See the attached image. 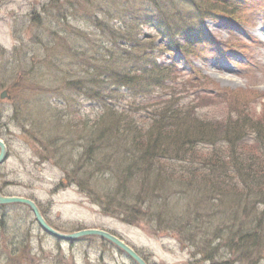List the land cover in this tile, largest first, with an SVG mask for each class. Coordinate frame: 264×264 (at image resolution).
Instances as JSON below:
<instances>
[{
    "label": "rangeland",
    "instance_id": "obj_1",
    "mask_svg": "<svg viewBox=\"0 0 264 264\" xmlns=\"http://www.w3.org/2000/svg\"><path fill=\"white\" fill-rule=\"evenodd\" d=\"M77 1L81 2L80 0H0V47L6 51L17 46L27 51L23 71H19L17 77L11 78L7 86L0 85V94L3 90L8 92V99L0 98L2 114L0 120L4 125L0 129V139L7 148L6 158L0 165V191L4 195L22 196L33 200L48 224L62 233L83 228L106 230L132 247L148 264H207L203 260L205 257L197 253V248L185 242L182 238L183 229L177 227V224H171L169 231H165L166 228L157 230L151 226V224L155 225V222L146 225L144 220H139V223L131 225L126 223L120 215L101 213L96 206L98 201L92 196L91 188L106 190L108 184L113 181V177H110L111 173L104 172L105 177L102 181L107 182L104 183L90 176V173H86L87 171L83 172L82 165L76 172L72 169V164L65 165L69 162L68 160L61 158L60 152L66 150L71 152L70 155L73 158L78 159L82 155L80 154L83 148L82 141H76L75 144L62 142L53 150L50 145L46 146L45 140L42 143L39 141V133L32 135L30 126H27L22 118L19 123L26 128L21 130L18 126L20 124L13 116L14 104L21 107V111L25 113L26 108L21 106L22 103L32 105L36 99L43 96L53 105L63 106L68 112L75 109L82 115L89 114L91 117L95 115L97 107L93 100L84 97L78 90L66 88L60 80L61 77H68L71 72L76 78L84 76V73L80 67L82 61L78 58L67 60L61 69L56 67L57 61L54 60V56L61 54L60 37L57 32L65 29L68 35L62 36L68 38L69 46L72 47L76 43V47L80 50L92 48L88 46L90 43L88 39L96 40L100 45L106 44L109 40L106 41L103 37L105 34H102L101 29L95 25L94 19L98 17L104 22L114 24L117 11L127 14L122 8L127 0H95L100 3L98 9L90 3L85 6L82 3L78 4ZM259 1H263L262 7ZM240 4L242 5L239 16L241 22L239 20L224 21L221 15L215 21L205 19L200 24L203 33L206 32L213 38L209 37L206 42L196 41L194 51L190 55L172 52V56H178L173 64L167 59L168 54L165 53L159 57L160 60L169 62L175 67L170 75V82L174 87L171 83L167 86L173 89L174 94L171 98L166 95L160 96L153 100L159 105L154 108L149 107L147 110L142 107L144 105L141 101L138 102L139 106L133 107L127 105L130 104L128 101L133 99L139 101L141 97L138 93H142V90L129 88L128 90L120 89L112 101L117 108L127 105L128 113L134 115L130 117H135L136 114L145 117L147 112L160 110L164 99L170 98L172 105L173 99L176 98L180 108L185 105L182 108L185 119L177 120L176 125V134L181 140L190 141L196 134L195 131L201 130L207 133V130H212L214 126H219L221 129L223 126H226L224 129H228L231 124L238 126L234 134L214 135L213 137H217L214 147L208 144H193L190 148H185L187 152L184 150L182 152V147L177 142L171 141L169 155L173 157L172 159L167 158L163 161L155 160L153 157L155 160L153 163L149 156L143 158L141 164L145 165L149 162V170L141 173L144 182L148 181V175H152L154 168L163 170L167 174L162 178L161 183H156L157 186H155L163 194L152 196L145 187L147 193L142 198L145 203L151 205L152 210L144 214L147 220H153L157 218L155 210L163 202L162 208L168 209L175 202L183 205L189 202V198H194L191 188L199 181L192 176L193 174L196 176V172L207 173L209 164L212 162L209 160L207 167H204V163L196 159L197 155L202 158L212 155L216 159L220 158L224 165H231V162L234 164L237 161L241 173L229 167L223 172L224 175H221L219 170L215 174L211 173L209 184L213 178H216L221 181V184L218 183L219 187L225 189V195L220 197L221 201L218 200V196H214L212 190L206 192L203 189L201 197L209 205L219 204L218 211L223 210L226 215H231L232 212L241 215L238 221L246 222L255 214L260 215V220L263 219L260 227L257 226L259 222L254 220L257 247H253V250L251 246H246L248 249L245 250H253L250 251L252 253L250 260L254 262L253 264H264V203L258 201L244 208L246 202H242L244 211L241 213V207H236L238 202L235 204L232 202L237 194L240 196L238 200H241L251 193L253 185H250V181H253V176L263 169L256 164L259 163L258 157L261 159L264 156L261 154L264 150V135L260 136L259 143H254L259 134L254 127V121L264 118V0H244ZM56 5H62L63 9L58 11ZM154 13L157 11L154 10ZM65 15L67 21L66 24H62L65 25L64 28L56 20ZM35 19L40 21L43 19L42 24L35 23ZM197 25L199 24L196 21L191 23V27ZM141 30L145 33L151 31L146 24L141 27ZM48 60H53L50 66ZM37 64L41 67V70H38V72L42 71L41 74H38L37 70L34 71ZM43 65L44 68H42ZM18 78L21 85L16 88V92L12 93L8 86L13 81H18ZM46 78L49 79L47 83L49 87L46 88L51 89L49 91H45L43 87L38 89L37 83H32V81ZM39 84L43 85L44 82ZM130 94H133V99ZM130 110L134 112H129ZM192 115L198 116L202 121L192 119ZM235 117H241L242 120L237 122L233 119ZM144 120L142 121V138L145 137L148 124V121ZM36 121L37 127L41 125L38 117ZM173 126L174 124L171 128ZM162 127L166 128L167 124L163 123ZM180 127H186L188 131L184 132L180 130ZM263 131L264 129H261V132ZM59 136L65 135L59 134ZM151 138L155 139L154 136ZM153 139L150 141L152 142ZM162 140L163 137L157 139V141ZM42 146L48 150H42ZM122 152L114 159L112 166L126 165L121 161L125 157ZM157 153L159 155V152ZM138 160L137 158L136 162ZM261 164L264 166V162ZM65 169L73 170L78 174L77 180L80 181V185L69 178ZM112 171L114 173V170ZM242 176L248 179L245 184L242 182ZM129 179L135 180L134 177ZM123 180L126 181L124 183L126 187L134 182L129 183L126 177ZM125 186L121 191L134 196L135 192L129 188L127 191ZM131 188L138 190L139 187ZM196 195L198 196L197 193ZM122 197L123 195H117V199ZM222 214L217 213L216 217ZM164 218L165 216L161 215L159 219ZM198 226L196 224V227ZM200 226H204L202 221ZM222 239L218 248L223 254L228 251L227 245L232 244L228 243L226 238L222 237ZM212 241L216 245L217 241ZM236 241L237 238L234 242ZM8 243L19 246L13 264H137L113 243L98 236H82L70 242L58 241L40 229L27 206L15 203L0 206V264H11ZM21 246L25 250H20ZM245 250L239 251L240 254H243ZM258 250L260 252L255 256ZM229 258H233L237 264H246L240 263L238 257L234 255Z\"/></svg>",
    "mask_w": 264,
    "mask_h": 264
},
{
    "label": "trees",
    "instance_id": "obj_2",
    "mask_svg": "<svg viewBox=\"0 0 264 264\" xmlns=\"http://www.w3.org/2000/svg\"><path fill=\"white\" fill-rule=\"evenodd\" d=\"M80 1H77V3H82L85 6L90 3L96 9L100 5L95 0ZM241 2H244V0H241ZM241 2L239 0H127L126 5L122 6L127 14L117 11L114 24L104 22L98 17L94 19L95 25L101 29L102 34H105L103 37L109 42L100 45L98 41L88 39L90 41L88 46L92 48L87 50L78 49L75 45L76 43L70 47L68 38L62 36L68 35L65 29L64 31L60 30L61 32L59 33L55 31L61 42H59L61 54L54 56V60L57 61L56 67L61 69L67 60H76L78 58L82 61L80 62V67L84 73V76L81 75L76 78L71 72L68 77H61L60 80L66 88L78 90L84 97L92 99V102L97 107L95 115L92 117L89 114L82 115L81 112L75 111V109H71V112H68L63 106L53 105L44 96L36 99L32 105L22 103L21 106L26 108L25 113L21 111V107L18 105L14 104L12 106L13 116L17 123L20 124L19 121L22 118L27 123V126H30L32 135L39 133L40 140H38L41 143L45 140L46 146L50 145L53 150H55L56 145L62 142L75 144L76 141H82L83 148L80 153L82 155L78 159L73 158L70 155V151L64 150L62 153L60 152L61 158L69 161L65 165L72 164V169L76 170V172L79 166L82 165L83 172L87 171L86 173H90V176H94L98 181H102L105 177L104 172L109 171L111 173L110 177H113V181L108 184L106 190L91 188L92 196L97 198L96 206L101 213L112 216L120 215L126 223L131 225L139 223V220H144L146 225H148L147 223L155 222L158 227L152 224L151 226L157 230L166 228L165 231H169L171 224H177V227L183 229L182 238L189 246L192 245L197 248V253L205 257L203 260L207 264H231L236 262L233 258H229L231 255L238 257L240 263H254L250 260L252 255L250 251L254 250L253 247H257L255 244L254 223L259 222L256 225L261 226L263 219L260 220V215L255 214L251 220L246 222L244 220L238 221L241 215L234 214V212L230 213L231 215H226L223 210L218 211L219 206L217 205L219 204L212 203L209 205L201 197L203 189L206 192L212 190L214 196H218V200L221 201L220 197L225 195V189L219 187L218 183L221 184V181L216 178H213L210 181L211 184H209L211 173L215 174L219 170L220 174L224 175L223 172L228 167L231 169L235 168L238 173H241V168L238 166L239 163L235 161L233 164L230 160L231 165H224L220 158L216 159L212 155L208 156V158L195 155L197 160L204 163V167H207L209 160H212V162L209 164L207 173L203 171L196 172V176L193 174L192 178L199 181L196 186L191 188L195 195L194 198H189V202L187 204L183 203V205L175 202L168 209L162 208L163 202L155 210L157 218L147 220L144 212L151 211L152 207L150 204L145 203L142 197H145L147 190L150 191L152 196L163 194L155 186H157L156 183H161L162 178L166 177L167 174L163 170L154 168V171L151 172L152 175H148V181L144 182L141 173L149 170V162L144 165L141 164V161L148 156L149 159H152L151 161L154 160L153 157H155V160L163 161H166L167 158L172 159L173 157L169 155V146L171 145L169 143L171 141L177 142L182 147V152L183 150L187 152L188 150L185 148H190L193 144H208L214 147L217 139V137H213L214 135H231L237 131L238 126L236 124L228 123L231 124L228 129H224L226 126H223L222 129L219 126H214L212 130H207V133H203L201 130L195 131L196 134L193 135L194 137L190 141L179 139L176 134V125L177 120L185 119L182 112V108L185 105L180 108L179 103L175 100L176 98L173 99L172 105L170 104V98L174 92L173 89H169L167 86L171 83L170 75L175 67L169 62L160 60L159 57L166 53L168 54L167 59L173 64L178 56H172V52L181 55L192 54L196 41L206 42L209 37H212L206 32L203 33L201 28L200 24L205 19L215 21L221 15L224 21L234 22L239 20L241 22L242 20L239 17L242 12ZM259 3L260 7H262L263 1H259ZM56 6L58 11L63 9L62 5ZM154 10L157 13H154ZM154 14L156 15L154 16ZM42 21L43 19L41 21L35 19V23L42 24ZM56 21L60 22L61 26L64 23L66 24L67 17L65 15ZM193 21H196L199 25L191 27ZM144 24L149 26L150 32L145 33L141 30ZM62 26L65 28V25ZM26 54V50L19 49L17 46H14L11 50L6 49V51L0 47V85L7 86L11 78L17 77L18 72L23 71V66L26 64ZM51 61L53 60H48L49 66ZM37 65L34 71L36 72L37 70V73L41 74L42 71L38 72L41 67L40 65L37 67ZM42 68H44V65ZM46 79L35 80L32 83H37L38 89L43 87L45 91H49L51 89H46L49 87L47 84L49 79ZM39 82H44V86L39 84ZM20 85L18 78V81H13L8 87L14 93ZM171 86L174 87L173 84ZM129 88L142 90V93H138L141 97L139 101L133 99V94H130L133 101H128L130 104L127 105L133 107L139 106L138 102L141 101L144 105L142 107L147 110L149 107L154 108L159 105V103L153 102L154 99L165 95L170 98L162 101L163 107L160 110L155 109L153 112H147L145 117L137 114L135 117H130L134 115L128 113L126 110L127 105L117 108L112 101L120 89L128 90ZM174 90L176 91V89ZM133 110L129 112H134ZM1 116L0 112V119ZM37 117L39 122H41L38 127L36 125ZM144 119L148 121V124L145 129V137L142 138V121ZM192 119L202 121L198 116L194 117L192 115ZM233 119L236 121L242 120L241 117ZM163 123L167 124L166 128L162 127ZM254 123V127L259 132L254 140V143L257 144L260 142V136L264 135V131L261 132V129H264V118L255 120ZM173 124L174 126L171 128ZM3 126L0 120V129ZM18 126L21 127V130L26 128L22 124ZM180 130L188 131L186 127H180ZM157 131L163 132L159 133ZM59 134L65 136L60 137ZM152 136L155 139L151 138ZM160 137H163V140L157 141ZM151 139H153L152 142L150 141ZM42 147V150H48L45 146ZM60 147L62 148V145ZM59 150L61 151L60 148ZM120 152L125 155L121 161L126 165L112 166L114 159L119 156ZM157 152H159V155ZM261 154L264 155V150L261 151ZM214 155H216L215 152ZM263 157L261 159L258 157L259 163L256 164L263 167V169H261L260 173L257 172L253 176V181H250V185H253L251 193L245 195L241 200H238L240 196L237 194L236 199L232 200L234 204L238 202L236 207H241V213L244 208H247L248 204L252 205L258 201L264 203V166L261 164V162H264ZM137 158L139 160L136 162ZM154 161L153 163H155ZM59 164L61 165L60 161ZM112 170H114V173ZM76 172L73 170L66 171L69 178H72L76 184L80 185ZM243 174L245 175L244 172ZM120 177H122L121 180ZM125 177L129 183L134 182L126 187L124 184L126 181L123 180ZM130 177H134L136 181L129 179ZM247 181L248 179L242 176V182L245 184ZM102 182L107 183L105 181ZM148 182L150 183L149 185L146 184ZM124 186L126 189L133 190L135 192L134 196L121 191ZM132 186L139 188L135 190L131 188ZM0 192L2 193V191ZM117 195H123L122 199H117ZM242 202H246L244 208L241 206ZM189 205H191V209H189ZM217 213L223 214L216 217ZM161 215L165 216L163 220L159 219ZM200 221H202L203 227L200 226ZM213 222H215L214 225ZM196 224L199 226L196 227ZM211 236L212 238H210ZM222 237L232 244L227 245L228 251L227 253L225 252L227 255L225 253L222 254L221 249L218 248V245L223 240ZM235 238H237L236 242H234ZM212 240L217 241L216 245L213 244ZM246 246H251L253 250H245L248 249ZM7 247L11 256L9 261L13 264L15 261L14 256L18 252L19 246L8 243ZM20 250H25V248L21 246ZM242 250L245 251L240 254L239 251ZM259 252V250L256 251L255 256ZM255 259L256 257L254 261Z\"/></svg>",
    "mask_w": 264,
    "mask_h": 264
},
{
    "label": "water",
    "instance_id": "obj_3",
    "mask_svg": "<svg viewBox=\"0 0 264 264\" xmlns=\"http://www.w3.org/2000/svg\"><path fill=\"white\" fill-rule=\"evenodd\" d=\"M6 93L7 92L3 90L0 94V98L1 99L8 98ZM6 153H7L6 145L0 139V165L3 163L4 159L6 158ZM8 203H20L28 206L31 212L33 213L34 219L36 223L39 225V227L52 237L61 240H71L80 236L96 235L113 243L115 246L120 248L125 254H127L131 259H133L137 264H146L143 261V259L129 245H127L123 240L119 239L117 236L109 233L108 231L98 228H85L72 233H61L53 229L50 225H48L45 222V220L41 216V213L39 212V209L37 208V205L34 203L33 200L21 196H14V195L3 196L0 194V204H8Z\"/></svg>",
    "mask_w": 264,
    "mask_h": 264
},
{
    "label": "bare ground",
    "instance_id": "obj_4",
    "mask_svg": "<svg viewBox=\"0 0 264 264\" xmlns=\"http://www.w3.org/2000/svg\"><path fill=\"white\" fill-rule=\"evenodd\" d=\"M39 211H40V209H39Z\"/></svg>",
    "mask_w": 264,
    "mask_h": 264
}]
</instances>
